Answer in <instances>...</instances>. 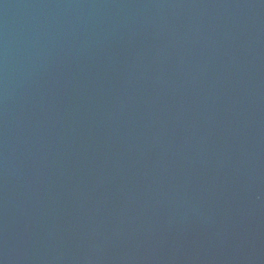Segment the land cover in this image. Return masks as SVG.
<instances>
[{
    "label": "water",
    "instance_id": "95a60500",
    "mask_svg": "<svg viewBox=\"0 0 264 264\" xmlns=\"http://www.w3.org/2000/svg\"><path fill=\"white\" fill-rule=\"evenodd\" d=\"M0 264H264V0H0Z\"/></svg>",
    "mask_w": 264,
    "mask_h": 264
}]
</instances>
